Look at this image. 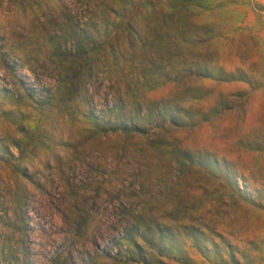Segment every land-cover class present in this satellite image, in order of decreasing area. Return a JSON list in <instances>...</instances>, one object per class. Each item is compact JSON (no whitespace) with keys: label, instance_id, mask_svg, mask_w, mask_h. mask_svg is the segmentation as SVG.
Masks as SVG:
<instances>
[{"label":"rangeland","instance_id":"rangeland-1","mask_svg":"<svg viewBox=\"0 0 264 264\" xmlns=\"http://www.w3.org/2000/svg\"><path fill=\"white\" fill-rule=\"evenodd\" d=\"M0 264H264V0H0Z\"/></svg>","mask_w":264,"mask_h":264}]
</instances>
